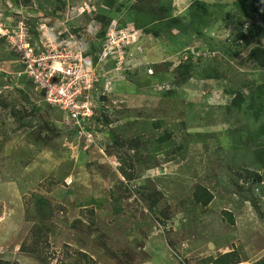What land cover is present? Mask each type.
Returning <instances> with one entry per match:
<instances>
[{
    "label": "rangeland",
    "instance_id": "374dc122",
    "mask_svg": "<svg viewBox=\"0 0 264 264\" xmlns=\"http://www.w3.org/2000/svg\"><path fill=\"white\" fill-rule=\"evenodd\" d=\"M255 22L264 0H0V264H215L231 251L264 264ZM7 32L41 54L83 53L96 75L86 125L45 101Z\"/></svg>",
    "mask_w": 264,
    "mask_h": 264
},
{
    "label": "built area",
    "instance_id": "2783aa9c",
    "mask_svg": "<svg viewBox=\"0 0 264 264\" xmlns=\"http://www.w3.org/2000/svg\"><path fill=\"white\" fill-rule=\"evenodd\" d=\"M6 34L21 55L25 75L44 94L45 101L61 108L75 126L81 128L82 122L86 125L94 115L95 107L88 95L95 88L96 75L92 74L95 69L87 64L83 53L71 57L53 48L55 53L47 51L41 54L27 39L26 33L18 38L9 32Z\"/></svg>",
    "mask_w": 264,
    "mask_h": 264
},
{
    "label": "trees",
    "instance_id": "16d2710c",
    "mask_svg": "<svg viewBox=\"0 0 264 264\" xmlns=\"http://www.w3.org/2000/svg\"><path fill=\"white\" fill-rule=\"evenodd\" d=\"M103 15L105 17L104 16H99V17L104 19V18L110 16L109 14H103ZM106 29H107V27H106ZM106 29H105L104 33H107L108 30H106ZM249 30L251 31L253 38H259L258 36L264 37V35L262 36V34H264V26L260 23H256V22L251 23ZM256 30H259V34L254 33V32H256ZM253 53H254L256 59L259 60L264 66V47L258 46L256 48H254ZM263 90H264V84L258 87L257 93L260 94V92H263ZM245 100H246V98L242 94H240V95H238V97H236L235 103L238 105H242ZM263 107H264V105L261 104L260 109H259L260 112L263 110ZM34 108L36 109V106H34ZM255 114L257 116H259V113L255 112ZM262 131H264V127H262ZM167 140H168L167 136H163V137L159 138V142H165ZM123 172L126 175L128 174L127 170H125V169H123ZM143 196L145 197V199H151L153 201L152 208H153V210H155L157 203H158V200L154 199V198H156V196L149 198L146 196L145 191H143ZM195 198H196L198 203H201L204 205H209L213 201L214 195L208 188L199 185L198 189L195 193ZM156 211H154L155 212L154 216L158 217L159 212L158 211L156 212ZM240 262H241V257H238V254L236 251L228 252V253L222 255L220 258L214 259L212 261V263H215V264H238Z\"/></svg>",
    "mask_w": 264,
    "mask_h": 264
}]
</instances>
